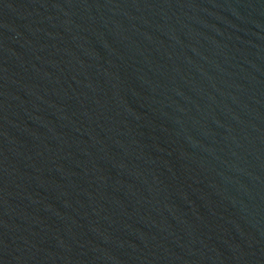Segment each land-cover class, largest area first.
<instances>
[{
  "label": "water",
  "instance_id": "obj_1",
  "mask_svg": "<svg viewBox=\"0 0 264 264\" xmlns=\"http://www.w3.org/2000/svg\"><path fill=\"white\" fill-rule=\"evenodd\" d=\"M0 264H264V0H0Z\"/></svg>",
  "mask_w": 264,
  "mask_h": 264
}]
</instances>
